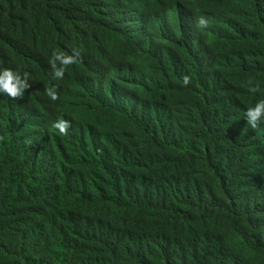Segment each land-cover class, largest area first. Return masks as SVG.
Masks as SVG:
<instances>
[{
  "label": "trees",
  "instance_id": "1",
  "mask_svg": "<svg viewBox=\"0 0 264 264\" xmlns=\"http://www.w3.org/2000/svg\"><path fill=\"white\" fill-rule=\"evenodd\" d=\"M0 264H264V0H0Z\"/></svg>",
  "mask_w": 264,
  "mask_h": 264
}]
</instances>
